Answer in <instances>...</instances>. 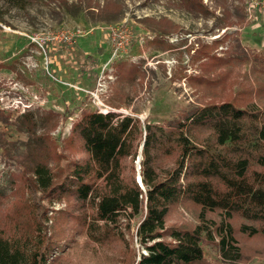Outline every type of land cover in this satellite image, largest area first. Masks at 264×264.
Masks as SVG:
<instances>
[{
  "label": "rangeland",
  "instance_id": "rangeland-1",
  "mask_svg": "<svg viewBox=\"0 0 264 264\" xmlns=\"http://www.w3.org/2000/svg\"><path fill=\"white\" fill-rule=\"evenodd\" d=\"M121 29L123 36L114 38ZM119 39L124 45L116 53ZM204 44L224 61L204 67ZM223 100L264 107V0H0V228L8 229L10 211L27 196L47 210L44 230L60 241L48 264H125V251H145L137 235L142 211L112 224L124 239L97 241L76 219L62 222L59 209L77 206L75 198L46 195L37 168L60 173L85 155L80 140H71L72 124L84 111L185 123L188 133L191 115ZM255 124L243 125L250 146L261 150ZM192 131L211 136L205 126ZM200 210L182 201L166 224L194 226ZM206 216L219 221L222 213L207 210ZM233 222L252 223L241 216ZM236 235L241 253L225 258L217 242L207 241V261L264 264V234Z\"/></svg>",
  "mask_w": 264,
  "mask_h": 264
},
{
  "label": "trees",
  "instance_id": "trees-1",
  "mask_svg": "<svg viewBox=\"0 0 264 264\" xmlns=\"http://www.w3.org/2000/svg\"><path fill=\"white\" fill-rule=\"evenodd\" d=\"M212 47L201 49L204 67L224 61L211 53ZM188 120L187 133L185 123L164 126L114 110L84 111L72 124L71 140H80L85 155L70 159L60 173L38 167L39 188L61 199L74 197L77 206L59 209L60 219H76L97 241L124 239L112 224L142 211L137 235L145 251H125V264H210L203 249L207 241L217 242L223 257L234 258L241 253L237 230L264 234V148L250 146L251 132L243 125L246 120L256 123L264 141V107L223 100ZM197 126L208 127L210 138L194 133ZM140 147L143 187L134 164ZM172 155L171 162H162ZM187 200L201 207L199 222L167 225L171 209ZM207 210H220L221 220L207 217ZM236 216L252 223L237 226ZM44 218L47 210L38 203L27 196L17 200L8 229L0 228V264H48L53 259L60 241L44 230Z\"/></svg>",
  "mask_w": 264,
  "mask_h": 264
},
{
  "label": "built area",
  "instance_id": "built-area-1",
  "mask_svg": "<svg viewBox=\"0 0 264 264\" xmlns=\"http://www.w3.org/2000/svg\"><path fill=\"white\" fill-rule=\"evenodd\" d=\"M115 33L116 34L114 35V38L122 37L123 36V29H121V30H119L118 32H115ZM65 37H66V39H70L71 38V36H68V35H66ZM123 43L124 42H123L122 39H119L117 41V44L115 46L116 53L118 52L119 49H122L123 48V45H124Z\"/></svg>",
  "mask_w": 264,
  "mask_h": 264
},
{
  "label": "water",
  "instance_id": "water-1",
  "mask_svg": "<svg viewBox=\"0 0 264 264\" xmlns=\"http://www.w3.org/2000/svg\"><path fill=\"white\" fill-rule=\"evenodd\" d=\"M137 181L140 183V185L143 187L142 177L141 174H139Z\"/></svg>",
  "mask_w": 264,
  "mask_h": 264
}]
</instances>
